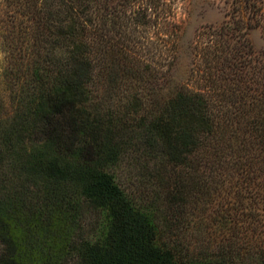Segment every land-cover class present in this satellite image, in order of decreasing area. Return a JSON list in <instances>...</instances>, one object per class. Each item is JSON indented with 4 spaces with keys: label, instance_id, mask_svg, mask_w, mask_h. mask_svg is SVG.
<instances>
[{
    "label": "trees",
    "instance_id": "trees-1",
    "mask_svg": "<svg viewBox=\"0 0 264 264\" xmlns=\"http://www.w3.org/2000/svg\"><path fill=\"white\" fill-rule=\"evenodd\" d=\"M3 1L4 70L19 87L0 116V264H264V64L251 86L240 49V26L264 15L247 5L196 34L181 83L182 28L162 0ZM128 157L143 160L150 198L117 182ZM214 200L225 236L198 255L182 231Z\"/></svg>",
    "mask_w": 264,
    "mask_h": 264
},
{
    "label": "rangeland",
    "instance_id": "rangeland-1",
    "mask_svg": "<svg viewBox=\"0 0 264 264\" xmlns=\"http://www.w3.org/2000/svg\"><path fill=\"white\" fill-rule=\"evenodd\" d=\"M3 2V0H0V6H3ZM238 3L236 0H162L159 10H162V12L164 11V15H168L167 20L174 21L175 24L181 25L182 28L180 40V57L172 76L174 82L182 83L187 81L186 78L188 76V68L190 66V59L188 57V44L190 39H192L194 36V38L197 39L196 34L198 35V33H202L205 35L204 33L207 31L209 33V30L213 29L215 25L221 26L226 21L229 22V19L231 18L229 15H233V18H236L235 16H237L238 13L235 12V10L240 8V10L244 12L247 5L249 8L247 14H249V16L254 13H261L264 15V4L260 6L259 2H255V6H250V2L247 3L246 0H242L239 5ZM262 3H264V0H262ZM160 18H162V16ZM229 23L231 24V22ZM245 25L247 26L246 23ZM154 26L156 28L160 27L161 33L160 36H157L156 33H154L153 40L155 41V47L154 51L153 49L152 51L155 52V54L154 57H152V54L151 56L148 54L147 60H152L151 63L152 65L154 64L156 69L159 63L163 61L166 54L165 47L163 46V36L167 37L166 33H168V25L166 26L163 22H159V24L155 23L154 25L151 24L148 27L151 34L153 30H157ZM232 26H235L233 22ZM240 27L242 30H245V33L244 31H241L242 39H240L241 41L245 40V42H243L244 44L240 47L241 53L243 54L242 66L246 67L245 70L248 75L247 79L249 78V84L254 86V80L257 77L258 67L264 64L261 57V55L264 56V21H262V24L260 27H258V29H251L250 33H246L247 29H244V26ZM156 38H159V40ZM200 41L205 42L204 39H200ZM157 44H159V47H157ZM5 48V41L0 38V116L4 118L10 116L14 112L15 100L17 99V95H15V93L18 92L19 87L15 78L9 79V76L5 74L6 72L4 68L7 66L8 62L7 51ZM204 65V61L198 60L197 64L195 65L196 72L198 71L199 74L204 73ZM159 81L160 75L157 73L155 82L158 84ZM190 84L192 85L191 82ZM127 91L130 94L134 91V88ZM143 165V160L139 163H135L131 158L128 157L127 159H123L113 169V172L115 173L117 182L122 186V188H124L125 191L135 196H147L150 198L151 193L149 191L152 189V187L145 184L147 183L148 175L142 177V174L146 172ZM148 165L151 166V164ZM215 201L217 200L205 203L204 209L201 208V210H196L193 213L188 212L190 213V217L192 219L191 225L182 231V241L188 245L189 251L195 254L204 255L205 253L213 252L217 243H221L219 241L220 238L225 236V229L219 228V223L212 222L210 219L213 207L216 205ZM158 202L160 205V199ZM91 217L93 216L90 213H87L85 219L81 217V222L83 223L85 230L90 229L88 222L91 220ZM68 264H74V261L71 259Z\"/></svg>",
    "mask_w": 264,
    "mask_h": 264
}]
</instances>
